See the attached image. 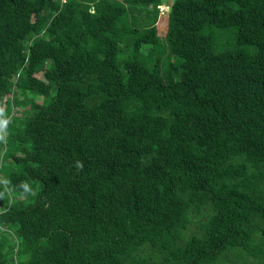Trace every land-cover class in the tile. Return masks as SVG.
I'll return each mask as SVG.
<instances>
[{
    "label": "trees",
    "instance_id": "16d2710c",
    "mask_svg": "<svg viewBox=\"0 0 264 264\" xmlns=\"http://www.w3.org/2000/svg\"><path fill=\"white\" fill-rule=\"evenodd\" d=\"M236 253L264 264V0H0V264Z\"/></svg>",
    "mask_w": 264,
    "mask_h": 264
},
{
    "label": "rangeland",
    "instance_id": "374dc122",
    "mask_svg": "<svg viewBox=\"0 0 264 264\" xmlns=\"http://www.w3.org/2000/svg\"><path fill=\"white\" fill-rule=\"evenodd\" d=\"M158 9H159V11H158L156 20L160 26V28H159L160 35H161V37H163L164 33H165L164 32L165 28L163 26L162 19H163L165 9L163 6H160ZM151 16H152L151 13L143 12V10L141 8L136 12V18L138 19L139 22H141L143 24H146L147 22H149L152 18ZM20 98L22 99V97H20ZM24 106H25L24 104H20L16 108L14 107L13 113L20 115L21 110L24 108ZM22 115H24V114H22ZM197 231H198L197 220H194L193 223L190 224L188 230H186V235H189V234H191L193 232H197ZM229 259L232 260L234 262V264H256L255 260H253L249 257H246V255L240 256L238 253L230 254ZM227 264H229V263H227Z\"/></svg>",
    "mask_w": 264,
    "mask_h": 264
}]
</instances>
